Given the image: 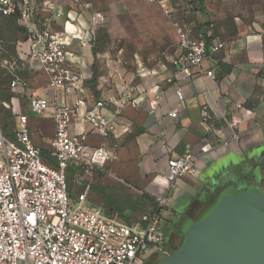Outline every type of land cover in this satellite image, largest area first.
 Here are the masks:
<instances>
[{"label":"built area","instance_id":"obj_1","mask_svg":"<svg viewBox=\"0 0 264 264\" xmlns=\"http://www.w3.org/2000/svg\"><path fill=\"white\" fill-rule=\"evenodd\" d=\"M194 1L188 0L180 10L189 12ZM160 5L173 27L180 50L172 64L180 79L186 81L209 53H216L225 44L217 40L208 47L204 35L176 16L177 10L163 2ZM0 15L18 18L26 34L24 56L20 59L22 68L36 64L48 88L74 97L70 105L38 97L28 102V115L48 117L54 123V135L48 142L49 158L42 156L31 139L28 115L17 116L14 142L4 136L1 113L5 104L0 98V264H143L151 253L162 250L166 194H157L153 210L133 224L90 205L87 193L76 199L68 195L66 178L70 166L89 172L103 169L109 160L105 148L88 147L89 133L84 127L89 126L94 136L107 139L115 127L103 111L108 104L118 108L124 104L122 99L109 98L88 106L86 78L73 67L76 57L70 43L77 39L81 46L88 45L89 30L103 23V16L94 14L90 26L82 30L77 14L61 10L52 0L40 3L0 0ZM5 70L11 77L9 90L25 91L26 80L15 69ZM206 77L214 79V74L208 72ZM173 79L167 78L165 83L172 84ZM174 94L183 101L180 88ZM127 104L136 107L135 101ZM149 107L155 112L157 100L150 102ZM202 115L208 118L206 106ZM168 117L176 118L177 111ZM211 150L210 143L200 149L203 155ZM196 159L191 153L168 159L164 172L167 184L172 186L194 174Z\"/></svg>","mask_w":264,"mask_h":264},{"label":"crops","instance_id":"obj_2","mask_svg":"<svg viewBox=\"0 0 264 264\" xmlns=\"http://www.w3.org/2000/svg\"><path fill=\"white\" fill-rule=\"evenodd\" d=\"M190 17H193L190 23L198 26L196 11ZM87 21H79L82 30L87 26ZM88 24L90 26L91 21ZM201 29L206 38L211 37L208 47L217 40L225 45L216 53H209L201 67L192 71L190 79L181 80L172 64V60L180 55L176 40L174 54L154 65H142L135 61V66L128 69L121 62L110 63L112 66H108L107 76L99 77L94 91L88 84L92 73L91 49L88 45L81 46L77 39L70 43V50L76 57L73 67L86 78L88 106L109 98L124 100L121 108L108 104L103 111L115 127L110 137L101 139L90 133L89 126L84 127L89 133L88 147H103L109 153L104 169L108 168L113 180L111 184L117 190L131 196H146V200L154 199L163 192L170 200L169 204L174 206L203 194L198 173L203 172L216 158L244 155L245 151L257 147L258 143H264V25L237 27L232 37H224L225 32L221 30L220 36L216 37L211 29ZM14 71L17 75L18 72L23 73V76H19L27 83L23 92L10 90L14 94L9 99L10 108L12 102L19 101L27 110L21 115H28L31 98L69 105L74 101V97L67 96L63 91L48 88L36 64ZM208 72L214 74V79L206 77ZM167 78H174V82L166 84ZM178 88L182 90L183 101H179L174 94ZM154 100L158 102L155 112L149 107ZM131 101L136 102L135 108L127 104ZM204 106L208 109L207 119L202 115ZM173 111H177V117H168ZM3 112L4 108L1 113L2 126ZM17 116L13 113L10 118L12 134ZM43 120L53 123L48 117L28 115V128L34 145L49 152L48 142L54 131L50 138L36 131L38 143L32 138L33 126ZM4 136L12 142L15 140L14 135L13 138ZM205 143H210L212 150L203 155L200 149ZM188 153L197 158L194 174L169 186L164 178L167 160ZM76 168L70 166L68 170ZM245 168H248L247 164L239 167L242 174ZM87 202L93 205L88 198ZM93 206L110 215L101 206Z\"/></svg>","mask_w":264,"mask_h":264},{"label":"rangeland","instance_id":"obj_3","mask_svg":"<svg viewBox=\"0 0 264 264\" xmlns=\"http://www.w3.org/2000/svg\"><path fill=\"white\" fill-rule=\"evenodd\" d=\"M52 1L61 10L77 14L76 18L80 22L88 20L86 29L94 14L103 16L104 22L89 30L88 46L93 56L91 69L98 80L101 76H107V68L112 66L110 63L114 65L121 62L123 67L131 69L135 66V61L142 65H154L173 55L176 50V37L160 3L163 2L176 11L188 0ZM195 3L197 25L199 28L211 29L216 37L220 36V30L225 32L224 37H232L237 27L264 25V0H195ZM176 13V16H181L179 12ZM190 16L187 17L192 21L193 17ZM24 40L19 19L0 16V96L5 103L3 126L10 138H13L10 124L13 113L19 116L27 113V110L19 101L12 102L10 108L9 99L14 94L8 89L10 79L5 68L16 69L17 66L21 71L20 59L24 56ZM18 74L23 76L21 72ZM33 127L32 138L35 143L39 142L36 131L46 138H50L54 131V125L49 120L40 121ZM108 172V168L89 172L81 169L79 171L77 168L67 170L69 196L73 198L87 193L91 204L101 206L110 215H117L129 224L138 222L142 216L153 210L155 199L146 200V196H131L117 190L111 184L113 180ZM165 215L162 211V216Z\"/></svg>","mask_w":264,"mask_h":264},{"label":"water","instance_id":"obj_4","mask_svg":"<svg viewBox=\"0 0 264 264\" xmlns=\"http://www.w3.org/2000/svg\"><path fill=\"white\" fill-rule=\"evenodd\" d=\"M256 149L264 152V143L244 155L216 158L198 173V180L207 181L253 159ZM178 209L186 210L185 203L180 202ZM185 214L166 253H151L143 264H264V194L228 185L213 196L202 194Z\"/></svg>","mask_w":264,"mask_h":264},{"label":"flooded vegetation","instance_id":"obj_5","mask_svg":"<svg viewBox=\"0 0 264 264\" xmlns=\"http://www.w3.org/2000/svg\"><path fill=\"white\" fill-rule=\"evenodd\" d=\"M254 157L251 160H245L231 169L224 170L221 174L210 178L207 181H200L205 197L213 196L214 193L228 185H233L239 191H245L248 188H253L255 192L264 194V152L260 149H256ZM261 155V157H259ZM256 162V163H255ZM257 162L259 164H257ZM242 164H247L248 168L244 170V174L240 171L239 167ZM216 182V186H212V182ZM202 195V194H201ZM199 195L196 198H191L186 201V210H179V204L171 206L169 199L167 205L164 208L165 217L162 218V250L161 252L166 253L171 236L176 235L175 226L182 218L186 217L185 212L191 209L195 200L200 198ZM187 206V207H186ZM191 206V207H190ZM170 237V238H169ZM183 238V236H181Z\"/></svg>","mask_w":264,"mask_h":264},{"label":"trees","instance_id":"obj_6","mask_svg":"<svg viewBox=\"0 0 264 264\" xmlns=\"http://www.w3.org/2000/svg\"><path fill=\"white\" fill-rule=\"evenodd\" d=\"M37 3H40V2H42V1H39V0H35ZM195 1H194V6H195ZM193 6V9L192 10H190L189 12H182L180 9L179 10H177V12H179L180 14H181V18H183L187 23H190V20L188 19V17L187 16H190L192 13H194L195 12V7ZM179 14V15H180ZM0 16H2V15H0ZM4 17V16H3ZM5 18H16V17H5ZM194 29H195V32L196 33H202L203 35H204V37H205V34L202 32V29L201 28H199V27H197V26H194ZM22 31H23V35H24V39H26V34H25V32H24V30L22 29ZM205 40H206V44L207 45H209L210 44V40H211V37L210 38H206L205 37ZM92 52V51H91ZM91 78L89 79V81H88V84H89V86H90V88L94 91L95 89V86H96V83H97V75L94 73V71H93V69H91ZM5 73H6V75L9 77V79L11 80V77H10V75L8 74V72L5 70ZM10 82V81H9ZM8 86H9V83H8ZM1 97V96H0ZM2 131H3V133H4V135H6V132H5V130H4V126H2ZM7 136V135H6ZM9 137V136H8ZM41 154H42V156L43 157H46V158H49V153L47 152V151H44V150H41ZM155 207V206H154Z\"/></svg>","mask_w":264,"mask_h":264},{"label":"bare ground","instance_id":"obj_7","mask_svg":"<svg viewBox=\"0 0 264 264\" xmlns=\"http://www.w3.org/2000/svg\"><path fill=\"white\" fill-rule=\"evenodd\" d=\"M71 29H73V28H71Z\"/></svg>","mask_w":264,"mask_h":264}]
</instances>
